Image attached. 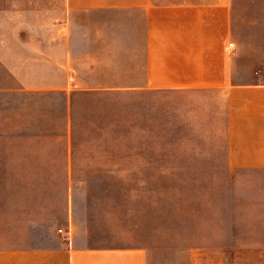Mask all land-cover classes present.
Returning <instances> with one entry per match:
<instances>
[{"label":"crops","instance_id":"obj_1","mask_svg":"<svg viewBox=\"0 0 264 264\" xmlns=\"http://www.w3.org/2000/svg\"><path fill=\"white\" fill-rule=\"evenodd\" d=\"M57 4L66 16L49 26L48 0H0V22L14 24L0 32V264H159L127 216L97 209L81 185L109 179L80 173L77 138L81 103L107 90L199 104L192 118L221 144L225 165L256 190L263 183L254 198L264 205V25L263 35L252 22L239 35L240 8L264 0ZM262 215L249 229L264 247Z\"/></svg>","mask_w":264,"mask_h":264},{"label":"rangeland","instance_id":"obj_2","mask_svg":"<svg viewBox=\"0 0 264 264\" xmlns=\"http://www.w3.org/2000/svg\"><path fill=\"white\" fill-rule=\"evenodd\" d=\"M57 3L42 8L49 26L66 16ZM240 14L242 41L246 23L259 24L263 35L264 7ZM13 25L1 21L0 32ZM138 95L112 89L94 106L81 103L80 173L109 178L81 184L93 206L127 216L130 229L137 227L133 238L151 244L159 264H264V247L252 245L259 232L249 229L262 222L264 205L254 197L263 183L256 190L246 171L225 165L221 144L192 118L199 104L167 91ZM120 174L127 180L118 181Z\"/></svg>","mask_w":264,"mask_h":264},{"label":"built area","instance_id":"obj_3","mask_svg":"<svg viewBox=\"0 0 264 264\" xmlns=\"http://www.w3.org/2000/svg\"><path fill=\"white\" fill-rule=\"evenodd\" d=\"M231 45V43H230ZM57 231L60 233L61 238L66 241L67 243H69L70 241V232L68 229L63 230L62 228H58Z\"/></svg>","mask_w":264,"mask_h":264}]
</instances>
